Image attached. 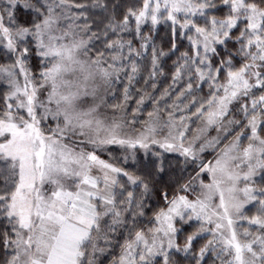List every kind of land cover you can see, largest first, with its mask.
Wrapping results in <instances>:
<instances>
[{
    "label": "snow or ice",
    "instance_id": "6c2138e0",
    "mask_svg": "<svg viewBox=\"0 0 264 264\" xmlns=\"http://www.w3.org/2000/svg\"><path fill=\"white\" fill-rule=\"evenodd\" d=\"M0 264H264V0H0Z\"/></svg>",
    "mask_w": 264,
    "mask_h": 264
}]
</instances>
